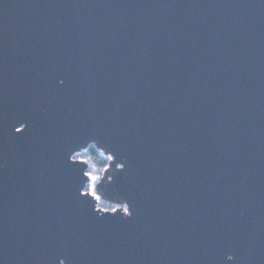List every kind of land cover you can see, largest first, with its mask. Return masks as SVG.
<instances>
[{
    "label": "water",
    "instance_id": "obj_1",
    "mask_svg": "<svg viewBox=\"0 0 264 264\" xmlns=\"http://www.w3.org/2000/svg\"><path fill=\"white\" fill-rule=\"evenodd\" d=\"M77 140L130 218L77 198ZM228 254L264 264V0H0V264Z\"/></svg>",
    "mask_w": 264,
    "mask_h": 264
},
{
    "label": "snow or ice",
    "instance_id": "obj_2",
    "mask_svg": "<svg viewBox=\"0 0 264 264\" xmlns=\"http://www.w3.org/2000/svg\"><path fill=\"white\" fill-rule=\"evenodd\" d=\"M60 83L63 84L64 81L61 80ZM16 131L20 132L21 129L16 128ZM97 144L100 146L97 147ZM92 147L98 150L99 156H106L107 162L101 168L95 165V157L87 154ZM65 162L74 176L77 198L88 204L93 213H113L111 217L115 218V214L120 213L122 209L123 218L132 216L129 203H125L126 197L119 189L117 177V173L126 171V165L120 161V153L115 148L102 140H97L95 144L88 143L87 140H77L65 154ZM105 200L114 201L116 206L111 208L102 206ZM99 218L105 219V217ZM226 260L235 264V256L232 254H228Z\"/></svg>",
    "mask_w": 264,
    "mask_h": 264
},
{
    "label": "trees",
    "instance_id": "obj_3",
    "mask_svg": "<svg viewBox=\"0 0 264 264\" xmlns=\"http://www.w3.org/2000/svg\"><path fill=\"white\" fill-rule=\"evenodd\" d=\"M87 154L95 157L94 163L97 166V168L103 167L104 163L107 162L106 156L105 157L99 156L98 150L95 147L89 148V152Z\"/></svg>",
    "mask_w": 264,
    "mask_h": 264
},
{
    "label": "flooded vegetation",
    "instance_id": "obj_4",
    "mask_svg": "<svg viewBox=\"0 0 264 264\" xmlns=\"http://www.w3.org/2000/svg\"><path fill=\"white\" fill-rule=\"evenodd\" d=\"M102 206H105V207H109V208H111V207H114V206H109L108 204H106L105 202L103 203V205Z\"/></svg>",
    "mask_w": 264,
    "mask_h": 264
}]
</instances>
